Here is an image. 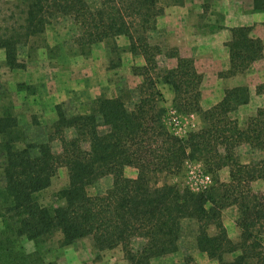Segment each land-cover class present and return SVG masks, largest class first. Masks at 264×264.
Instances as JSON below:
<instances>
[{"label":"trees","instance_id":"obj_1","mask_svg":"<svg viewBox=\"0 0 264 264\" xmlns=\"http://www.w3.org/2000/svg\"><path fill=\"white\" fill-rule=\"evenodd\" d=\"M162 11L159 0H27L20 30L0 37L6 63L23 68L16 58L17 45L63 17L71 21L75 46L90 49L123 35L130 52L145 61L132 68L143 77L134 103L129 102L133 91L126 86L114 97L90 101L86 113L67 114L62 102L57 103L56 119L42 140L27 141L14 116H0V217L6 224L0 231V264H55L16 245L22 236L38 244L55 233L61 234L63 245L89 237L99 250L121 246L129 264H151V259L179 250L184 218L197 221V247L218 264H264V194L251 189L252 181L264 179V103L245 128L229 112L248 102L246 85L225 88L218 103L201 108L202 75L193 59L180 56L164 37L155 40ZM229 30V68L219 77L242 73L264 58L262 41L250 36L251 27ZM158 56L177 59L173 68L156 73L172 89L177 111L201 115V128L186 137L172 133L164 122L165 108L158 104L162 93L151 73L161 69ZM256 92L264 96V83ZM241 145L260 153L249 165L238 161ZM188 159L201 161L214 176L229 166V181L217 179L200 192L151 181L154 174L180 171ZM61 166L68 170V184L54 194L60 203L42 205L36 194L50 185ZM126 166L137 169L135 178L124 175ZM105 177L111 183L89 193L88 187ZM233 205L239 212L236 241L228 237L221 217L222 210ZM235 252L232 259L225 258Z\"/></svg>","mask_w":264,"mask_h":264},{"label":"rangeland","instance_id":"obj_2","mask_svg":"<svg viewBox=\"0 0 264 264\" xmlns=\"http://www.w3.org/2000/svg\"><path fill=\"white\" fill-rule=\"evenodd\" d=\"M202 14L194 17L196 28L213 30L223 27L226 20L223 10L219 7L222 2L204 0ZM27 0H0V37L7 36L13 31H19L25 16ZM250 0H243L246 6ZM162 3V1H161ZM255 9H264V0L254 2ZM207 5V6H206ZM161 7V4H159ZM194 11V8L192 7ZM73 34L71 21L67 18H57L45 26L42 33L30 36L26 41L17 45L16 58L24 67H10L5 60V49L0 47V116L11 114L15 117L19 128L27 141L44 139L46 133L51 131L56 119L54 102L64 94L61 100L67 114L75 112L86 113L90 109V101L100 96H108L110 91L126 88L131 93L130 103H134L137 89L143 82L133 81L130 87L127 74L133 73L135 59L128 56L129 45L118 41V38L105 39L93 44L90 49L75 46L70 37ZM126 41L127 37L123 36ZM163 33L155 34V40H162ZM133 55V54H132ZM135 56V54L133 55ZM158 56V62H162ZM162 69L152 71L157 80V88L162 93L159 106L165 108L164 122L167 128L180 137H186L188 131L198 130L203 125L201 115L197 113H184L177 111L174 106V93L169 85L163 83L156 73ZM130 70V71H129ZM170 89L171 92H167ZM91 95L86 98L80 92ZM170 94V95H169ZM57 104V103H56ZM1 139V135H0ZM55 148L59 149L58 143ZM4 157L0 152V189L4 185L3 178ZM202 174L203 181H196L197 175ZM124 175L129 178L137 176L134 166H126ZM200 179V178H199ZM220 180L219 171L216 175L208 172L199 160H186L180 171L157 173L151 176V181L162 185L175 184L187 187L194 192L207 190ZM111 183L110 177H105L88 187L89 193L105 189ZM68 184V170L65 166L58 168L51 179L50 185L36 194L42 205H57L60 202L54 194ZM206 184V188L203 187ZM1 191V190H0ZM0 192V205L2 202ZM239 216V215H238ZM6 224L0 217V231ZM214 233V229H209ZM180 248L174 253L151 259V264H218L205 252L198 249L196 236L198 234L197 221L188 220L181 227ZM61 234L55 233L43 242L35 243L22 236L16 239V245L22 247L27 253L37 252L45 261L55 264H129L124 257L121 246L112 249L99 250L94 247L89 237L82 238L72 244L63 245L60 242ZM238 252L229 253L225 258L230 260Z\"/></svg>","mask_w":264,"mask_h":264},{"label":"crops","instance_id":"obj_3","mask_svg":"<svg viewBox=\"0 0 264 264\" xmlns=\"http://www.w3.org/2000/svg\"><path fill=\"white\" fill-rule=\"evenodd\" d=\"M216 1L222 2L219 7L226 16L224 26L221 28H214L213 30L196 28L194 17L197 14L198 16L202 14L205 6L203 5L204 0H159L163 11L156 19V27L159 33H163L169 47L176 48L180 56L193 59L197 72L202 75L200 84L201 108L208 109L218 103L224 96L225 88L236 85H246L248 87V102L229 112V117L236 119L239 127L245 128L248 118L254 116L258 108L262 107L264 103L263 94L256 92L257 85L264 83V58L252 62L242 73L228 77H219L218 73L229 68V50L226 43L230 40L229 29L231 27H251L250 36L259 38L262 41L264 55V9H255L253 4L257 0H250L246 6L243 4V0ZM117 38L118 41L124 44L128 42L123 35ZM133 55L128 52V56L132 57V60H136L134 66L145 64L141 55ZM161 60L162 62L159 63L160 68H173L177 62L175 57L162 56ZM127 81L128 85L132 87L131 83L133 81L139 82L140 78L130 72L127 74ZM167 92L172 94L170 89ZM80 95H85L86 98L91 96L88 95L87 91L80 92ZM116 95L117 92L113 90L108 94L110 97ZM58 96L60 98L54 104L64 100V94ZM259 154L258 151H252L247 145H241L237 151L238 161L245 165H249L252 159H257ZM229 172V166L220 169V180L228 181ZM251 189L254 192L264 194V179L258 178L252 181ZM238 215V209L234 205L225 207L221 214L228 237L233 241L238 240L240 235V230L236 225ZM188 220L196 222L193 218H184L181 220V227Z\"/></svg>","mask_w":264,"mask_h":264},{"label":"built area","instance_id":"obj_4","mask_svg":"<svg viewBox=\"0 0 264 264\" xmlns=\"http://www.w3.org/2000/svg\"><path fill=\"white\" fill-rule=\"evenodd\" d=\"M202 177H203L202 174L197 175V177L195 178V180L201 182V179H202V181H203V178H202ZM199 178H200V179H199ZM201 183H202V182H201ZM203 187L206 188V187H207L206 184H203Z\"/></svg>","mask_w":264,"mask_h":264}]
</instances>
